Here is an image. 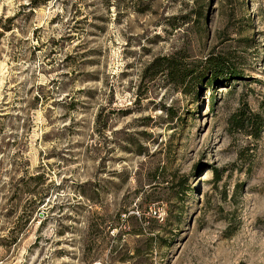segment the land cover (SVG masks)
Returning <instances> with one entry per match:
<instances>
[{"label":"rangeland","instance_id":"rangeland-1","mask_svg":"<svg viewBox=\"0 0 264 264\" xmlns=\"http://www.w3.org/2000/svg\"><path fill=\"white\" fill-rule=\"evenodd\" d=\"M0 264H264V0H0Z\"/></svg>","mask_w":264,"mask_h":264},{"label":"trees","instance_id":"trees-1","mask_svg":"<svg viewBox=\"0 0 264 264\" xmlns=\"http://www.w3.org/2000/svg\"><path fill=\"white\" fill-rule=\"evenodd\" d=\"M218 65L217 63H214ZM176 56L173 55H159V57L154 58L147 66V68H153V75L158 73H163L169 78L170 81L175 83H184L186 76L191 75L192 69H187V67L180 66ZM222 71V70H221ZM37 177H34V179ZM139 230V229H137Z\"/></svg>","mask_w":264,"mask_h":264}]
</instances>
